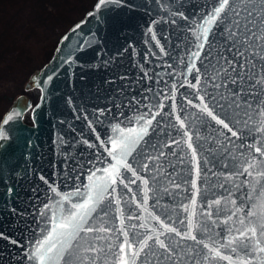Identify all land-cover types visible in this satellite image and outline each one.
Listing matches in <instances>:
<instances>
[{
	"label": "water",
	"instance_id": "obj_1",
	"mask_svg": "<svg viewBox=\"0 0 264 264\" xmlns=\"http://www.w3.org/2000/svg\"><path fill=\"white\" fill-rule=\"evenodd\" d=\"M211 3L108 0L101 5L95 0L62 32L50 58L25 82L27 90L39 87L37 99L28 91L19 92L0 119V132L8 137L0 140L6 145L0 150V264H34L28 257L35 242L46 234L41 232L44 216L51 217L50 209L62 197H73L78 187L84 191L93 172L100 176L103 169L111 168L115 160L107 149L116 135L112 129L138 127L136 120L141 114L152 120L145 140L151 137L160 148L146 150L147 168L133 164L135 176L121 169L120 179L126 177L128 187L118 182L109 197L113 200L110 226L120 227V219L125 226L155 224L148 213L159 215L157 200L162 207L176 209L186 222L199 220L201 212L209 211L201 199L208 187L203 163L207 154L197 147L193 124L196 116L202 115L199 110L205 101L200 98L199 86L189 85H196L193 76L197 75L190 69L200 64L193 53L200 51L202 58L204 52L196 47L204 43L196 39L201 31L200 17L211 11ZM9 115L13 119L5 124ZM184 133L192 137L196 160ZM181 156L184 163L179 162ZM208 168L207 175L213 180L228 175L211 164ZM243 179L236 177L233 182ZM217 193L215 199L222 201L221 206L232 210L239 200L236 205L230 201L236 195L242 197V193L220 195L222 189ZM207 203L212 204L213 199ZM129 215L134 218L128 219ZM212 219L222 224L227 217ZM112 236L114 239L115 234Z\"/></svg>",
	"mask_w": 264,
	"mask_h": 264
},
{
	"label": "snow or ice",
	"instance_id": "obj_2",
	"mask_svg": "<svg viewBox=\"0 0 264 264\" xmlns=\"http://www.w3.org/2000/svg\"><path fill=\"white\" fill-rule=\"evenodd\" d=\"M99 2L103 5L108 0ZM200 19L201 31L196 39L204 43L196 47L204 52L202 58L200 51L193 53L200 64L190 69L197 75L193 76L196 85L189 86L198 85L203 93L200 98L205 101L199 110L202 115H197L193 124L197 147L207 154L203 163L208 187L201 199L209 211L201 212L199 220L186 222L176 209L162 207L157 200L159 215L148 213L155 224L125 226L124 219H120V227L110 226L113 200L109 197L115 185L124 184L126 179H120L121 169L135 176L133 164L147 168L146 150L160 148L151 137L145 140L152 120L141 114L136 120L138 127L112 129L116 135L110 138L107 149L115 160L111 168L103 169L100 176L93 172L84 191L78 187L73 197L57 201L50 209V218L44 216L45 228L41 232L46 234L35 242V250L28 257L34 264H214L218 260L264 264V0H212L211 11ZM12 119L9 115L4 123ZM184 135L188 136V148L196 160L192 137ZM7 139L0 132V140ZM201 140L203 143H199ZM5 147L0 144V150ZM171 154L176 155L174 151ZM179 162L184 163L183 156ZM209 164L228 175L209 178ZM195 167L199 177V161ZM236 177L244 179L234 183ZM192 188L200 193L195 182ZM217 189L223 190L220 195L226 193L229 197L242 193V197L236 195L230 201L236 205L239 200L235 210L221 206L222 201L215 199ZM209 198L212 204L207 203ZM184 211L188 212V207ZM192 215L195 216L194 209ZM222 215L227 217L222 224L212 219Z\"/></svg>",
	"mask_w": 264,
	"mask_h": 264
},
{
	"label": "rangeland",
	"instance_id": "obj_3",
	"mask_svg": "<svg viewBox=\"0 0 264 264\" xmlns=\"http://www.w3.org/2000/svg\"><path fill=\"white\" fill-rule=\"evenodd\" d=\"M0 1L1 118L19 92L28 91L37 99L39 87L27 90L25 82L34 69L50 58L58 42L57 37L69 27L71 21L80 17H77L80 11L70 21L58 24V19L49 17L43 6H34L33 0H22L12 7L9 0Z\"/></svg>",
	"mask_w": 264,
	"mask_h": 264
},
{
	"label": "trees",
	"instance_id": "obj_4",
	"mask_svg": "<svg viewBox=\"0 0 264 264\" xmlns=\"http://www.w3.org/2000/svg\"><path fill=\"white\" fill-rule=\"evenodd\" d=\"M9 1L11 2L10 6L12 7L14 5V3H16V2L19 3L22 0H9ZM33 1H34V6H37V7L39 5L43 6V9L47 12V15L49 17L58 19L57 20L58 24H64V23L70 21L73 18L74 14L78 13L79 11H80V15H78L77 17L84 14V12L90 6H92V4L94 3L95 0H33ZM49 5H50V8L48 7ZM5 6H7V5H5ZM77 17H75V18H77ZM73 21H71V23ZM62 32L59 34V37L62 34ZM59 37H57V40ZM27 117L29 119L31 118L29 113L27 114Z\"/></svg>",
	"mask_w": 264,
	"mask_h": 264
}]
</instances>
